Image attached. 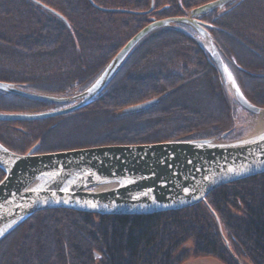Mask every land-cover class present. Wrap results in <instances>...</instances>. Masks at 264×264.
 I'll list each match as a JSON object with an SVG mask.
<instances>
[{"label": "trees", "instance_id": "1", "mask_svg": "<svg viewBox=\"0 0 264 264\" xmlns=\"http://www.w3.org/2000/svg\"><path fill=\"white\" fill-rule=\"evenodd\" d=\"M208 1L153 0L147 11L151 0H0V81L34 93L76 92L152 19L188 15ZM200 19L244 96L264 107V0H232ZM153 98L146 108L123 111ZM46 102L0 90V112ZM236 105L197 32L176 23L142 38L82 107L45 119L0 120V143L17 153L35 145L40 153L139 143L144 136L141 143L229 130L226 137L235 138L241 132L227 121ZM206 201L228 247L202 201L149 214L51 208L0 239V264H180L197 256L264 264V172L220 185Z\"/></svg>", "mask_w": 264, "mask_h": 264}, {"label": "water", "instance_id": "2", "mask_svg": "<svg viewBox=\"0 0 264 264\" xmlns=\"http://www.w3.org/2000/svg\"><path fill=\"white\" fill-rule=\"evenodd\" d=\"M232 0H211L190 9L188 15L152 19L107 62L98 76L71 96L34 93L0 81V90L46 101L76 102L68 107L32 113L0 112V120H36L69 112L90 100L108 81L134 46L147 34L176 23L190 25L212 58L228 93L240 107L254 115L264 112L242 93L224 63L208 26L200 16ZM153 6V0L149 10ZM53 13L64 18L50 9ZM180 27V26H178ZM149 99L123 109L146 108ZM174 139L137 144H103L52 152L17 153L0 143V239L30 214L44 209L67 208L99 214H149L188 207L202 201L219 226L206 201L214 188L264 172V129L227 138ZM7 151H4V150ZM7 178V179H5ZM187 189V191H185ZM94 205V207H93Z\"/></svg>", "mask_w": 264, "mask_h": 264}, {"label": "rangeland", "instance_id": "3", "mask_svg": "<svg viewBox=\"0 0 264 264\" xmlns=\"http://www.w3.org/2000/svg\"><path fill=\"white\" fill-rule=\"evenodd\" d=\"M168 17V16H166ZM164 18V17H162ZM156 19H160V18H156ZM140 30V29H139ZM130 34V32L128 31V35ZM135 34V33H134ZM133 34V35H134ZM122 38V37H120ZM162 50V48H161ZM175 57V56H174ZM161 61V60H159ZM132 67V66H131ZM160 68V67H159ZM232 68V67H231ZM149 72V70L147 71ZM231 73V72H230ZM232 77H235L237 78L238 82H239V79L236 75V73L233 72L232 70V73H231ZM237 80L235 79L236 83H237ZM250 93V91H249ZM40 106V105H38ZM31 111H41L39 108L38 109H33V110H28L26 112H14V113H32ZM233 111V115H232V119L230 117L229 121L227 122H230L232 120L233 122V127L236 129L235 132H241L240 135H243V134H247L251 131H256L257 128L256 126L258 125L259 121H258V118H259V115H254V114H251L249 113L248 111H245L243 110L242 107L240 106H234L233 109H231V112ZM231 116V115H230ZM112 121V120H111ZM114 121H118L117 123H120L119 120H114ZM121 121V120H120ZM230 125V123H227L224 125V129L227 128L228 126ZM235 132L233 131V134L232 135H236ZM231 136V135H230ZM237 136V135H236ZM145 137V136H144ZM142 137V138H139L140 140L138 141H135V142H144L143 140H145V138ZM29 138V137H28ZM151 140V139H150ZM130 144H137V143H130ZM191 242H187L185 245L186 246H189ZM248 263V262H247ZM180 264H222L221 261H219L218 259L214 258V257H207V256H197V257H189L187 258L186 260H184L183 262H181ZM250 264V263H248Z\"/></svg>", "mask_w": 264, "mask_h": 264}, {"label": "flooded vegetation", "instance_id": "4", "mask_svg": "<svg viewBox=\"0 0 264 264\" xmlns=\"http://www.w3.org/2000/svg\"><path fill=\"white\" fill-rule=\"evenodd\" d=\"M98 76V75H97ZM95 79V78H94ZM82 81V83L81 84H83V86L81 87V88H79V90H77L76 92H70V93H67V94H64V95H55V96H58V97H66V96H71V95H73V94H75V93H78V92H80V91H82L83 89H85L92 81L91 80H89V81H85V80H81ZM86 83H85V82ZM91 81V82H90ZM78 83V82H77ZM25 91H27V90H25ZM42 94V93H41ZM22 96V95H21ZM23 97H25V96H23ZM26 98H28V97H26ZM30 99H33V98H30ZM91 99H93V97L91 98ZM34 100H39V99H34ZM40 101H46V100H40ZM89 101V100H88ZM87 101V102H88ZM76 102V100H71V101H55V102H52V101H47L46 102V104H44L43 105V107L44 108H41L40 110H43V111H47V110H57V109H62V108H65V107H68V106H70V105H72V104H74ZM87 102H85V103H87ZM84 103V104H85ZM84 104H82V105H84ZM82 105L81 106H79V107H82ZM79 107H77V108H75V109H78ZM75 109H73V110H75ZM73 110H71V111H73ZM71 111H69V112H71ZM40 112V111H39ZM69 112H66V113H63V114H67V113H69ZM63 114H59V115H63ZM53 117V116H52ZM47 118H49V117H47ZM43 119H45V118H43ZM37 120V119H36ZM35 150V149H34ZM36 152H43V151H36Z\"/></svg>", "mask_w": 264, "mask_h": 264}, {"label": "bare ground", "instance_id": "5", "mask_svg": "<svg viewBox=\"0 0 264 264\" xmlns=\"http://www.w3.org/2000/svg\"><path fill=\"white\" fill-rule=\"evenodd\" d=\"M258 125L256 126L257 130H262L264 129V112L259 114V118H258Z\"/></svg>", "mask_w": 264, "mask_h": 264}, {"label": "snow or ice", "instance_id": "6", "mask_svg": "<svg viewBox=\"0 0 264 264\" xmlns=\"http://www.w3.org/2000/svg\"><path fill=\"white\" fill-rule=\"evenodd\" d=\"M262 139H264V137H262ZM4 151H7V150L5 149ZM5 179H7V178H5ZM0 183H3V181H0ZM185 191H187V189H185ZM93 207H94V205H93Z\"/></svg>", "mask_w": 264, "mask_h": 264}]
</instances>
